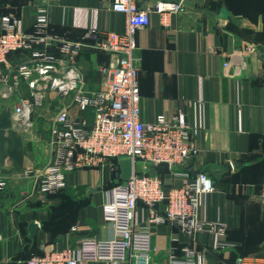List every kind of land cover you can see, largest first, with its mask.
Wrapping results in <instances>:
<instances>
[{"label":"crops","instance_id":"obj_1","mask_svg":"<svg viewBox=\"0 0 264 264\" xmlns=\"http://www.w3.org/2000/svg\"><path fill=\"white\" fill-rule=\"evenodd\" d=\"M112 2L0 0V12L15 15L26 31H32L38 8L48 6L50 32L84 45L78 68L86 89L99 92L107 86L99 69L113 58L93 49L85 36L90 29L103 34L124 31L126 18L112 11ZM138 3L141 8L152 6L148 0ZM185 3V12L171 15L167 26L152 12L149 26L138 32L141 121L149 124L160 115L171 119L181 113L198 131L194 140L199 155L175 171L189 172L192 179L204 173L213 181L215 191L203 198L200 213L207 222L225 225L227 234L220 242L227 246L216 251L213 234L200 233L193 241L175 224H156L151 226V264L183 260L182 248L187 245L196 251L195 264H237L242 254H249L243 264H264V212L258 198L264 178V0ZM247 46L253 51L247 53ZM50 51L59 55L58 49ZM24 59L21 52L11 53L4 73H13ZM7 87L0 84V105L7 104V109L0 108V171L44 170L53 157L54 119L34 115L33 130H19L12 118L17 93L3 98ZM29 93L22 82L19 94ZM49 95L58 101L57 108L72 103L70 98ZM85 117L93 123L91 110ZM160 175L165 188L182 186L174 172ZM21 179L0 192V264H20L19 259L32 251L28 237L32 222L39 224L33 246L37 255L44 246L72 247L83 252L80 264H109L97 260L96 245L115 238L103 216L106 190L116 182L110 163L68 174L65 198L42 195L32 178ZM150 215L139 203L136 220L147 222Z\"/></svg>","mask_w":264,"mask_h":264},{"label":"built area","instance_id":"obj_2","mask_svg":"<svg viewBox=\"0 0 264 264\" xmlns=\"http://www.w3.org/2000/svg\"><path fill=\"white\" fill-rule=\"evenodd\" d=\"M111 9L125 16L124 31L103 34L90 29L85 36L93 49L113 58L109 66L99 69L107 79L106 88L99 92L86 89L78 68L84 45L50 32L48 6L38 8L32 31H26L15 15H0V84L8 86L3 98L17 93L12 101L15 126L23 131L33 130L34 113L49 92L72 101L70 106L59 107L53 120L50 164L41 171L28 169L25 176L33 179L40 194L52 195L66 188L70 173L101 168L107 163L115 173L119 167L111 161L131 157L134 169L131 180L116 182L106 190L103 216L113 226L115 238L97 243V260L109 264H151L154 251L151 226L165 223L177 225L193 241L200 233L213 234L217 243L214 249L221 251L227 246L220 242L227 228L219 222H207L200 213L203 198L215 191L213 181L204 173L192 179L189 172L175 171L199 155L194 140L198 131L191 128L181 113L171 119L160 115L149 124L141 121L138 32L149 26L152 12L158 13L161 23L167 26L171 15L185 12L186 3H159L141 8L138 0H113ZM51 49H58L59 55L51 53ZM245 51L250 53L253 48L247 46ZM13 52H21L25 59L13 73L5 74L3 67ZM228 66L226 63L225 67ZM22 82L28 85L27 96L19 94ZM88 110L94 114L93 123L85 117ZM139 161L143 163L140 172ZM161 163H167L170 171L182 178L181 187L167 189L160 174L151 173V168ZM7 186L8 182L0 178V192ZM258 198L264 212V180ZM139 203L151 214L147 222L136 220ZM41 249L40 255L32 256L25 264L83 261L80 249L47 246ZM182 254L183 260L171 259L169 264H195L197 254L193 245L183 247ZM244 260L239 258L237 264H243Z\"/></svg>","mask_w":264,"mask_h":264},{"label":"water","instance_id":"obj_3","mask_svg":"<svg viewBox=\"0 0 264 264\" xmlns=\"http://www.w3.org/2000/svg\"><path fill=\"white\" fill-rule=\"evenodd\" d=\"M149 2H151L152 6H156L159 3H175L178 4L182 1L185 0H148ZM192 1V0H190ZM208 13H211L210 11H208ZM221 17H223V14H220ZM118 162V167L120 169V174L118 175L119 180L121 182H128L131 180L132 176H133V160L131 157H121L117 159ZM170 167L167 163H161L157 166H153L151 168V173L152 174H161L163 172L169 171ZM97 190H101V188H98ZM95 191V190H92ZM39 230V224H37L36 222H32L29 224L28 226V231H29V239L32 242V247L35 245V237L36 234Z\"/></svg>","mask_w":264,"mask_h":264},{"label":"rangeland","instance_id":"obj_4","mask_svg":"<svg viewBox=\"0 0 264 264\" xmlns=\"http://www.w3.org/2000/svg\"><path fill=\"white\" fill-rule=\"evenodd\" d=\"M50 94L52 93V92H49ZM49 93L47 94V96L49 97L50 95H49ZM54 94V93H53ZM56 95V94H55ZM4 103V102H3ZM2 103V105H0V108H2V110L3 109H7V104L6 103H4L3 104ZM58 103V101L56 100H54L53 98H48L44 103H43V105L42 106H40V107H38L37 109H36V114L34 113V115H37V116H39V118L38 119H42V120H44V121H50L51 119H54L55 117H56V114H57V112H58V109H59V107L57 108V105L59 104H57ZM8 105H9V103H8ZM41 116V117H40ZM34 120V119H33ZM16 167H18L19 168V164H17V165H15ZM142 166H143V163L142 162H138V164H137V169H138V171L140 172L141 171V169H142ZM170 171V170H169ZM22 175V176H21ZM0 178H3V179H5L7 182H8V186H7V188L10 186V185H12L13 183L14 184H17L18 182H20V181H18V180H22L21 178H23V179H31V178H28V177H26L25 176V173H24V171L23 172H20V173H17V174H13L12 172H10V173H7V172H3V171H0ZM16 180V181H15ZM34 182V181H33ZM6 188V189H7ZM34 188H35V190H37V186H36V184H34ZM38 191V190H37ZM39 193V192H38Z\"/></svg>","mask_w":264,"mask_h":264},{"label":"trees","instance_id":"obj_5","mask_svg":"<svg viewBox=\"0 0 264 264\" xmlns=\"http://www.w3.org/2000/svg\"><path fill=\"white\" fill-rule=\"evenodd\" d=\"M7 14H9V13H7V12H0V15H7ZM51 28V27H50ZM105 53V52H104ZM111 163H113L115 166H117L118 167V162H117V159H113L112 161H111ZM119 171H120V169H117L116 170V172L114 173V177L116 178V182H120V180H119V177H118V173H119ZM167 172V171H166ZM161 176V175H160ZM263 180H264V178H263ZM263 180H262V182H263ZM116 182H114L113 184H110V186H108V188L109 187H112ZM262 182H261V184H260V188H259V192H260V190H261V186H262ZM56 195H62V197H64L65 198V196H66V193H65V189L64 190H61V191H59V192H57V193H55V194H52V195H47V196H56ZM79 204H81V203H79ZM34 249H35V247H32V251L31 252H29L27 255H23L22 256V258H20L19 259V261H18V263L19 262H21L20 264H25L26 263V261L28 260V259H30L32 256H34V255H37L35 252H34ZM247 255H249V254H242V255H240L239 256V258H243L244 256H247ZM238 258V259H239Z\"/></svg>","mask_w":264,"mask_h":264}]
</instances>
